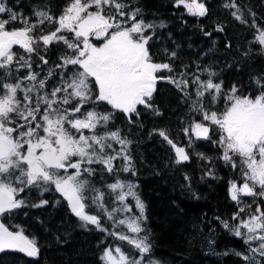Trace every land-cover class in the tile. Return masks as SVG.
Wrapping results in <instances>:
<instances>
[{"label": "snow or ice", "instance_id": "6c2138e0", "mask_svg": "<svg viewBox=\"0 0 264 264\" xmlns=\"http://www.w3.org/2000/svg\"><path fill=\"white\" fill-rule=\"evenodd\" d=\"M181 5L191 16L208 13L204 0H175V7ZM224 7L234 9L231 15L248 25L236 0ZM5 13L7 18H0V217L23 207L49 204L46 199L30 203L21 193L54 190L82 227H94L138 252L133 256L119 244L109 245L100 257L102 264H144L152 252L149 236L144 234L145 204L137 185L120 178L122 173L136 174L132 141L112 122L119 111L134 123L132 117L141 115L138 106L162 115L153 97L158 81L167 80L199 118L182 129L185 146H178L163 128L153 129L150 135H159L171 146L176 164L192 159L189 153L198 140L221 149L216 159L239 176L228 182L229 198L238 206L231 216L236 223L220 222L247 246V252H231L246 264L254 261L248 253L264 258V75L253 78V92L241 94L238 84L225 90L211 66L198 65L195 73L186 66L176 73L171 63L157 62L151 51L156 29L166 24L146 22L142 9L125 0H68L59 16L38 9L33 13L35 20L12 12L0 0V14ZM251 16L249 26L255 35L250 43L264 49V28L256 23L255 13ZM13 22L21 26L13 27ZM46 25L52 27L46 31ZM217 30L223 27L218 25ZM14 46L23 54H17ZM54 46H63V54L45 72L47 53ZM165 53L176 57L174 51L165 49ZM163 71L169 75H159ZM104 105L111 111L103 110ZM193 155L209 165L213 162L203 153ZM97 175L102 187L93 183ZM104 175L112 177V182L103 183ZM205 175L217 178L213 167H207ZM243 197L260 198L261 203L254 211L246 205L245 214L246 208L240 206ZM104 221L110 226L105 227ZM6 251L36 258L40 248L23 228L14 230L0 220V253ZM147 264L159 262L149 258Z\"/></svg>", "mask_w": 264, "mask_h": 264}, {"label": "trees", "instance_id": "16d2710c", "mask_svg": "<svg viewBox=\"0 0 264 264\" xmlns=\"http://www.w3.org/2000/svg\"><path fill=\"white\" fill-rule=\"evenodd\" d=\"M3 2L12 12L35 20L33 13L38 9L50 10L54 16H59L68 0ZM125 2L141 8L146 22L159 24L163 21L166 24L165 28L156 29L155 37L150 42L151 51L157 62L171 63L176 73L186 66L191 73L196 72L198 65L211 66L218 73V79L224 82L225 90L238 84L241 94L253 92L256 87L253 78L264 75V49L258 43H250L255 29L249 26L251 13H255L256 23L264 28V0H236L245 13L248 25L238 22L231 15L234 9L224 7L230 0H204L208 8L204 17L187 14L183 5L175 7V0ZM7 16V13L0 14V18ZM218 25L223 27V31L217 30ZM12 26L21 25L13 22ZM50 27L46 25L45 30ZM62 48H49V65L44 66L45 72L58 62V57L63 54ZM165 49L168 53L176 52V57H169ZM14 50L17 54H23L19 46H14ZM245 52H248L247 56L243 55ZM36 63H39L38 59ZM159 75L166 77L169 73L163 71ZM203 78L206 77L202 75ZM153 103L162 115L157 116L138 106L141 115L132 117L134 123H129L119 111L112 122L132 141L130 152L136 174L122 173L120 178L137 185V192L145 204L147 219L143 224L144 234L149 236L152 252L144 262L147 264L150 258L159 264H246L231 250L247 252V246L220 222L228 220L230 224L236 223L231 216L238 206L229 198L228 182L236 179L239 172H234L222 160L216 159L221 149L206 140L196 141L190 150L192 159L189 162L174 163L175 153L171 146L159 135L150 133L153 129H166L178 146H185L187 137L182 129L199 116L189 111V104L183 102L181 94L167 80L158 81ZM103 110L111 111V108L104 105ZM217 138L212 137L213 140ZM194 152L212 157V164L199 160L193 155ZM207 167L214 168L217 178L205 175ZM185 176L189 179L186 180ZM92 180L97 187L103 186L100 175ZM111 182L112 177L103 176V183ZM20 196L30 203L46 199L49 204L42 208L23 207L0 217V220L14 230L19 226L25 230V234L35 237L40 253L36 258H29L19 252L6 251L0 253V264H102L100 257L103 249L117 244L131 255L138 256L137 250L127 242L107 236L94 227H82L81 222L70 213L66 201L54 190L43 194L38 190L26 191ZM56 200H60V203L57 204ZM128 202L134 204L131 198ZM257 203H261L260 198L243 197L240 206L246 208L247 214L249 210L246 205H252L251 211H254ZM133 212L139 214L134 207ZM104 223L105 227L110 226L109 222ZM225 252L229 254L224 255ZM253 263L256 264L255 261Z\"/></svg>", "mask_w": 264, "mask_h": 264}, {"label": "rangeland", "instance_id": "374dc122", "mask_svg": "<svg viewBox=\"0 0 264 264\" xmlns=\"http://www.w3.org/2000/svg\"><path fill=\"white\" fill-rule=\"evenodd\" d=\"M93 42H96V41H93ZM253 246H255V245H253ZM252 255L254 256V261H255V262H260V264H264V259H262V258L259 256L258 253H257V255H255V253H252ZM144 264H146V263L144 262ZM253 264H255V263H253Z\"/></svg>", "mask_w": 264, "mask_h": 264}]
</instances>
